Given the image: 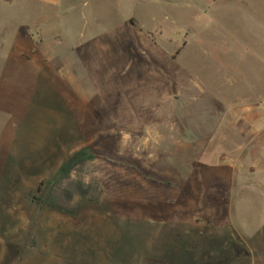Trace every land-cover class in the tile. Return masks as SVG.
I'll return each mask as SVG.
<instances>
[{"label": "rangeland", "instance_id": "obj_1", "mask_svg": "<svg viewBox=\"0 0 264 264\" xmlns=\"http://www.w3.org/2000/svg\"><path fill=\"white\" fill-rule=\"evenodd\" d=\"M166 13L0 0V264H264V0ZM128 15L165 36L123 48ZM79 33L107 37L94 66L73 51ZM74 77L101 102L143 88L127 128L114 107L111 139L86 147L103 108L73 102ZM178 118L192 127L182 155L164 144L180 134L159 129Z\"/></svg>", "mask_w": 264, "mask_h": 264}, {"label": "crops", "instance_id": "obj_2", "mask_svg": "<svg viewBox=\"0 0 264 264\" xmlns=\"http://www.w3.org/2000/svg\"><path fill=\"white\" fill-rule=\"evenodd\" d=\"M129 1L132 3L137 2L138 4L140 3L142 5V3L145 0H121L122 5L124 3L125 4L129 3ZM218 1L225 2L227 0H151V2L153 4H156L158 6L159 5L165 6V9L167 11L165 17H166L167 21H169L170 23L176 21V19L173 17L174 15H176V12L187 11V10H191V9L194 10V15L191 16V20L197 21V20H200L203 18L207 19L208 18L209 5H212ZM173 13H174V15H173ZM132 18H134V17L130 16V15H128L126 18L128 23H129V26L132 28V29H130L131 32L126 30L125 28L121 29V35H120L119 39H120V43H121L120 45L123 48H125V43H128V42L133 40V41L140 43L137 48L143 53L145 43H150V41H151V43L154 41L159 42L161 40V36H165V35H163L165 33L162 34V32H161V25L162 24H160V23L157 24L156 28H154L151 31V34H149V32H146V34H145L144 30H142V28H143L142 21H139V20L134 18L135 21L131 22L130 19H132ZM153 19H155V18H153ZM138 28H141V30ZM187 31L190 32L189 29H187ZM128 32L131 34L130 36H128L126 34ZM134 32H135V34H134ZM106 40H107V37L105 39L103 38V40L101 39L100 41L103 43L100 42V44L98 45L97 41H92V40H90V38L85 39L84 35L79 33V35H76L75 37H73L72 41H73L74 46H75L73 51L76 49L75 51H77L78 52L77 54L80 57H82L83 63L85 64V62H86V65H88V64H90L92 58L94 59V53H95V51H97L99 49V47L101 49L100 55L102 56V53L105 51V48H106V46H105ZM168 42H172V40H169ZM126 50L127 51L129 50L128 46H127ZM42 54H44V52H42ZM74 61L75 60H73L72 64H74ZM91 63H93V62H91ZM93 66H94V63H93ZM85 67H86V69H88L87 66H85ZM77 75L75 74L74 76H77ZM87 81H88L87 82L88 85H86V84L82 85L81 83H83V82L80 81L79 78H76V77L73 78V82H72L73 102L75 104H76V101L80 102L81 106L90 112H95L96 109L103 108L101 111V114H102V118L104 120V126H103L102 130L99 129L98 131L91 132L85 138V139L89 140L88 144L86 146V147H89L90 145H93V140L98 138V136L101 138H104L105 140L111 139V137H112V134H111L112 133V125L111 124L113 122L112 118H113V108L114 107L117 108L116 113H114V116L116 118V120L114 122L121 123L122 125L120 127L122 129L127 128V107L129 106V100L133 101V102L134 101L138 102V100H141L143 97V90L144 89L140 88V90H138V89L134 88V90H136V92L129 94V97H130L129 100L126 98L125 100H120V102H114L111 99L109 101H102L101 102V101H96L94 99V97H95V95H93L94 88L93 89L91 88V85H92L91 81L90 80H87ZM85 89H87V91ZM156 90H158V89H156ZM174 99L175 100L177 99V95L174 96ZM199 119H200L198 121L199 124L196 126V128L200 130L201 124H202V120H201L202 118L200 117ZM203 122L206 125V120H204ZM143 128H144V126H141V128H140L141 131H143ZM161 128H164V129L167 128L168 130L175 132V134H180V139H179V137H175V135H174L173 138L169 137L171 140L169 139L168 142H164V144L167 145L166 148L169 149L168 153H170V154H181L182 155V154L190 152V150H187V148L190 146L184 142L183 132L187 131V130L191 131L192 127L187 124L185 118H181L179 120L174 121L173 125H170V126H166V125L159 126V129H161ZM90 141H92V143ZM164 144L161 143V146L163 147ZM168 176L174 177L176 175L174 173H171V174H168Z\"/></svg>", "mask_w": 264, "mask_h": 264}]
</instances>
